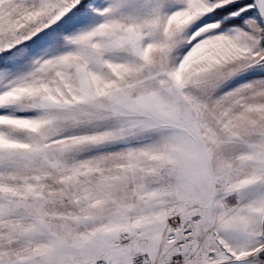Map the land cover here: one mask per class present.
I'll return each mask as SVG.
<instances>
[{"label":"snow or ice","instance_id":"6c2138e0","mask_svg":"<svg viewBox=\"0 0 264 264\" xmlns=\"http://www.w3.org/2000/svg\"><path fill=\"white\" fill-rule=\"evenodd\" d=\"M0 264H264V0H0Z\"/></svg>","mask_w":264,"mask_h":264}]
</instances>
